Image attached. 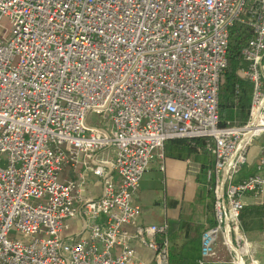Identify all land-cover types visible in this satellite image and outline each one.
<instances>
[{
	"label": "built area",
	"instance_id": "obj_1",
	"mask_svg": "<svg viewBox=\"0 0 264 264\" xmlns=\"http://www.w3.org/2000/svg\"><path fill=\"white\" fill-rule=\"evenodd\" d=\"M233 29L249 35L237 74L251 101L242 125L221 126ZM261 138L254 172L240 177ZM171 139H202L213 158L214 224L198 264L219 240L230 264H259L240 216L245 195H264V0H0V264H139L133 236L169 264L165 224L124 227L141 216L133 197ZM79 156L80 177L102 180L96 198L59 179ZM78 217L85 234L62 237Z\"/></svg>",
	"mask_w": 264,
	"mask_h": 264
},
{
	"label": "crops",
	"instance_id": "obj_2",
	"mask_svg": "<svg viewBox=\"0 0 264 264\" xmlns=\"http://www.w3.org/2000/svg\"><path fill=\"white\" fill-rule=\"evenodd\" d=\"M254 144L257 145V152L248 153L250 162L248 161L240 177L254 172L262 138L254 140L252 145ZM180 146V144L167 143L164 160L156 158L151 162L154 166L147 170L155 168L156 172L162 174L163 179L160 180L159 186L162 188V194H150L154 191H144L141 188L142 176L139 188L133 197V202L141 208V216L134 224L127 225L124 229L133 236L138 225L165 224L167 226L165 237L168 241L166 257L168 263L198 264L201 233L214 224L211 185L207 181V172L213 165V158L210 153L206 152L187 154L181 151ZM108 156H111L109 150L98 152L90 163L94 165L96 161ZM78 158L80 165L76 169L65 167L60 172L59 179L82 184L84 196L96 198L101 194L102 180L90 172L87 174L84 172V176L80 177L83 172L81 165L83 157ZM160 167H163V170ZM110 177L114 182L118 181L114 173H111ZM242 200L244 206L257 207L264 204V195L247 194ZM240 228L251 245L254 258L259 264H264V218L255 219L248 228L244 227L240 218ZM84 234V222L80 217L65 222L62 237L77 238ZM130 245L134 258H137L139 264H158L155 259L158 258L157 253L143 245L135 236L131 239ZM210 258L205 264H230V254L220 240L215 247L214 256Z\"/></svg>",
	"mask_w": 264,
	"mask_h": 264
},
{
	"label": "trees",
	"instance_id": "obj_3",
	"mask_svg": "<svg viewBox=\"0 0 264 264\" xmlns=\"http://www.w3.org/2000/svg\"><path fill=\"white\" fill-rule=\"evenodd\" d=\"M249 35L239 29H233L230 34L227 55V68L221 77L219 87V122L221 126H240L247 117L251 101V84L240 78L237 69L242 65L239 54L240 48ZM167 143L180 144L181 151L187 154L194 152L208 153L202 139H171ZM241 222L245 228L250 227L255 219L264 218V204L261 206H244L241 213Z\"/></svg>",
	"mask_w": 264,
	"mask_h": 264
},
{
	"label": "rangeland",
	"instance_id": "obj_4",
	"mask_svg": "<svg viewBox=\"0 0 264 264\" xmlns=\"http://www.w3.org/2000/svg\"><path fill=\"white\" fill-rule=\"evenodd\" d=\"M1 23L3 26H5L7 24V21L4 19ZM93 124H95V122ZM256 146H257L256 144L250 146L249 153L251 152L255 154V152H257V149H258ZM248 161L250 162L249 159ZM151 166L153 167L154 165L150 162V164L148 165V168ZM162 179H163L162 174L159 172H156L155 168H152L151 170H147L143 175L141 188L144 191H154L150 194H156V193L162 194V188L159 187L160 180ZM32 204L34 203L32 202Z\"/></svg>",
	"mask_w": 264,
	"mask_h": 264
}]
</instances>
